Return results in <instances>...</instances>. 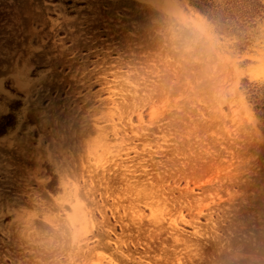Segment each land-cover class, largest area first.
Returning a JSON list of instances; mask_svg holds the SVG:
<instances>
[{"label":"rangeland","instance_id":"rangeland-1","mask_svg":"<svg viewBox=\"0 0 264 264\" xmlns=\"http://www.w3.org/2000/svg\"><path fill=\"white\" fill-rule=\"evenodd\" d=\"M160 1L0 0V264H264V17Z\"/></svg>","mask_w":264,"mask_h":264},{"label":"trees","instance_id":"trees-1","mask_svg":"<svg viewBox=\"0 0 264 264\" xmlns=\"http://www.w3.org/2000/svg\"><path fill=\"white\" fill-rule=\"evenodd\" d=\"M191 6L211 22L220 34L234 36L244 45L264 17L261 0H190ZM9 119V118H8ZM5 133L0 130V136Z\"/></svg>","mask_w":264,"mask_h":264},{"label":"bare ground","instance_id":"bare-ground-1","mask_svg":"<svg viewBox=\"0 0 264 264\" xmlns=\"http://www.w3.org/2000/svg\"><path fill=\"white\" fill-rule=\"evenodd\" d=\"M160 2H163V3H161V4H163V5H166V2H169L168 0H164V1H160ZM198 15V14H197ZM198 17H199V19L201 20H204L203 19V17L201 16V15H198ZM205 21V20H204ZM206 22V21H205ZM16 84L17 85H20L21 87H22V85H21V83H20V81L19 80H16ZM29 117V113H28V115H26V118H28ZM0 139H4V137H2V138H0Z\"/></svg>","mask_w":264,"mask_h":264}]
</instances>
